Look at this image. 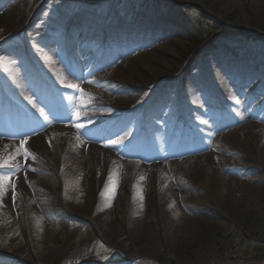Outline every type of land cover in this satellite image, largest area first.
Here are the masks:
<instances>
[{
	"label": "rangeland",
	"instance_id": "1",
	"mask_svg": "<svg viewBox=\"0 0 264 264\" xmlns=\"http://www.w3.org/2000/svg\"><path fill=\"white\" fill-rule=\"evenodd\" d=\"M0 66V264H264V2L0 0Z\"/></svg>",
	"mask_w": 264,
	"mask_h": 264
},
{
	"label": "trees",
	"instance_id": "2",
	"mask_svg": "<svg viewBox=\"0 0 264 264\" xmlns=\"http://www.w3.org/2000/svg\"><path fill=\"white\" fill-rule=\"evenodd\" d=\"M262 2H264V0H261ZM248 39L250 40H255V41H258V40H261L260 38H251L249 37ZM189 45V44H188ZM200 45H201V42L200 41H196L194 42V44H192V46H189L188 47V50L187 52L185 53V59H189L190 57H193L196 53L198 54L199 50H200ZM52 205V203H50ZM50 204H47L46 205L48 206V208L46 207V205H42V210L43 212H47V209L50 208ZM56 204V203H55ZM52 207V206H51ZM54 207V206H53ZM241 264V263H240Z\"/></svg>",
	"mask_w": 264,
	"mask_h": 264
},
{
	"label": "snow or ice",
	"instance_id": "3",
	"mask_svg": "<svg viewBox=\"0 0 264 264\" xmlns=\"http://www.w3.org/2000/svg\"><path fill=\"white\" fill-rule=\"evenodd\" d=\"M31 102V101H30ZM41 115H43V113H41ZM115 143V142H114ZM11 165L5 163V164H0V168L2 167H10ZM14 198V197H13Z\"/></svg>",
	"mask_w": 264,
	"mask_h": 264
},
{
	"label": "bare ground",
	"instance_id": "4",
	"mask_svg": "<svg viewBox=\"0 0 264 264\" xmlns=\"http://www.w3.org/2000/svg\"><path fill=\"white\" fill-rule=\"evenodd\" d=\"M58 9H60V8H58Z\"/></svg>",
	"mask_w": 264,
	"mask_h": 264
}]
</instances>
